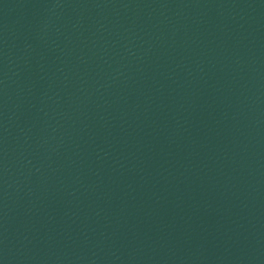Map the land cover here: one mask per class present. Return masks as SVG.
I'll return each instance as SVG.
<instances>
[{
	"label": "water",
	"instance_id": "1",
	"mask_svg": "<svg viewBox=\"0 0 264 264\" xmlns=\"http://www.w3.org/2000/svg\"><path fill=\"white\" fill-rule=\"evenodd\" d=\"M0 264H264V0H0Z\"/></svg>",
	"mask_w": 264,
	"mask_h": 264
}]
</instances>
